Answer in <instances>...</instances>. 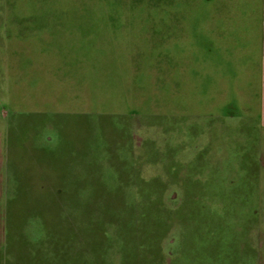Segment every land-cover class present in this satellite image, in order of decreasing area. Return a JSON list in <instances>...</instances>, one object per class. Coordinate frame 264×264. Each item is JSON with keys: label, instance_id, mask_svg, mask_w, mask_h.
<instances>
[{"label": "rangeland", "instance_id": "1", "mask_svg": "<svg viewBox=\"0 0 264 264\" xmlns=\"http://www.w3.org/2000/svg\"><path fill=\"white\" fill-rule=\"evenodd\" d=\"M263 114L264 0H0V240H14L8 263H32L25 256L37 249L43 259L34 264H159L160 252L178 248L169 239L175 228L159 243V130H184L170 143L187 146L176 156L185 163L196 150L185 131L195 127L237 130L241 157L255 159L253 144L260 148L253 240L264 264ZM31 130H40L36 139ZM11 131L50 147L63 136L70 156L79 154L70 158V179L85 180L79 198L40 200L47 238L37 222L18 230L33 200L19 199L6 224L12 188L2 160ZM171 191L162 208L179 203Z\"/></svg>", "mask_w": 264, "mask_h": 264}, {"label": "crops", "instance_id": "2", "mask_svg": "<svg viewBox=\"0 0 264 264\" xmlns=\"http://www.w3.org/2000/svg\"><path fill=\"white\" fill-rule=\"evenodd\" d=\"M262 116L260 127L264 129V114ZM58 127L51 123L48 129ZM195 129L190 127L185 131L190 141L188 147L196 149L185 163L177 160L176 156L187 146L170 143L171 134L179 135L184 130H159L166 138L163 152L158 154L164 177L159 178L157 188L161 210L160 248L170 231L174 228L178 230L177 236L169 237L174 239V243L177 241L178 248L168 255L160 252L159 264L163 261L165 264H261L260 245L253 240L261 224L260 148L256 149L253 144L255 152L258 151L254 153L255 159L251 160L246 154L240 156V152L244 151V141L243 144L238 142L237 130ZM31 132L35 139L40 134V130ZM52 132L55 134L54 130ZM224 132L229 137L232 133L229 141L225 139ZM63 138H57L55 147H50L31 142L34 140L31 138L26 143L24 138H15L12 131L7 134L2 161L9 176L6 181H10L12 191L8 194L5 191L8 200L6 218L4 216L6 224L11 222L9 213L19 199L33 200L30 204L32 211L22 219L18 230H22L27 221L31 224L37 222L47 238L45 230L47 232L50 226L44 218L47 211L40 200L63 198L64 195L67 199L79 198L75 194L84 188L85 180L80 177L70 179L74 173L70 170V158H78L79 154L70 156ZM202 138H206L205 146L199 149L191 146ZM239 166L246 174L237 175ZM170 190V194L175 193L180 201L169 210L165 204L162 208V200L166 199ZM9 227L10 223L6 226V235ZM11 238L8 236L0 240V264H9L14 243ZM43 242L41 239L35 243L42 246ZM27 245L31 244L28 242ZM30 252L25 256L27 261L32 262L29 264L43 259L37 249Z\"/></svg>", "mask_w": 264, "mask_h": 264}]
</instances>
